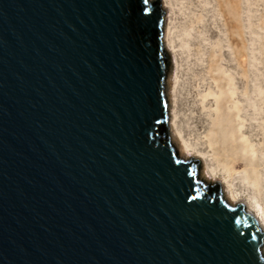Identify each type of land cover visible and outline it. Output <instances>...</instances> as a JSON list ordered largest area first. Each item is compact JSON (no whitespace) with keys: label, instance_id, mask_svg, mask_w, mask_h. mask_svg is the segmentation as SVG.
<instances>
[{"label":"water","instance_id":"1","mask_svg":"<svg viewBox=\"0 0 264 264\" xmlns=\"http://www.w3.org/2000/svg\"><path fill=\"white\" fill-rule=\"evenodd\" d=\"M164 20L0 0V264H264L255 216L175 145Z\"/></svg>","mask_w":264,"mask_h":264},{"label":"rangeland","instance_id":"2","mask_svg":"<svg viewBox=\"0 0 264 264\" xmlns=\"http://www.w3.org/2000/svg\"><path fill=\"white\" fill-rule=\"evenodd\" d=\"M167 1L171 3L165 10L164 31L167 25L176 48L166 91L177 127L192 147L205 154L208 173L218 179L212 183L219 184L231 163L224 146L214 153L225 140L222 122L239 129L246 152L256 150L264 201V0ZM170 75L174 106L168 94ZM249 173L251 166L240 163L229 188L242 197L258 195Z\"/></svg>","mask_w":264,"mask_h":264},{"label":"bare ground","instance_id":"3","mask_svg":"<svg viewBox=\"0 0 264 264\" xmlns=\"http://www.w3.org/2000/svg\"><path fill=\"white\" fill-rule=\"evenodd\" d=\"M150 1H155V0H150ZM164 10H169V5L170 3L167 0H161ZM169 20V18H166ZM170 23V22H169ZM170 26V25H169ZM163 35H164V44L167 46L169 51L172 53L174 49L176 48V45H174V40L171 38L169 29L166 25L165 31L163 27ZM172 46V50L170 47ZM173 63V62H172ZM169 84L170 87L168 88V94L170 96V104L171 106H174V97L172 98V93L173 90L171 91V75L169 78ZM167 92V91H166ZM225 102V100H223ZM237 105V103H236ZM235 105V106H236ZM226 106V105H225ZM175 109V108H174ZM228 109H223V111H226ZM238 113L241 110V108L238 107ZM175 112V111H174ZM173 111H170L169 116H170V123H171V128H172V133H173V138L175 145L181 154V156L185 159H199L201 163L203 164L202 171L200 172L201 178L203 181L206 182H216L218 179L216 175H212L211 173L209 174L208 172V167H207V162L205 160V154L199 150H196L194 147H192L191 144H189L184 137L182 136L181 130L177 127V121H176V113ZM223 131H226L225 135V140L224 142L219 145L220 147H216L214 150V153H218L219 151L222 150L223 146L224 149L227 151V156L230 157L231 163L230 165L228 164L226 166V175L223 177L224 180H220V184L229 200L232 206H235L239 203H242L245 208H247L257 219L259 222L260 226L262 227L264 231V201H263V196H262V176L259 174V170L257 168L258 160H257V153L256 150L251 148V155L246 152V146L244 145L243 141L245 140V136L239 134V129H235L232 127L231 123H226V121H223ZM242 128V126H239ZM215 143H218V139L215 140ZM231 144V145H230ZM243 144V145H242ZM246 144V143H245ZM257 160V161H256ZM240 163H244L246 167L251 166V173H249V183L255 187V189L258 192L257 194L254 195H247L246 197H242V195H238L236 192L233 191V189H230L229 187H233V180H231V177L233 173L237 172V169L240 165ZM214 172V170L212 169ZM230 177V178H229ZM215 184V183H213ZM219 184V183H218ZM219 184V185H220ZM228 189H227V185ZM229 192H232L229 193ZM263 251H264V245H263Z\"/></svg>","mask_w":264,"mask_h":264},{"label":"trees","instance_id":"4","mask_svg":"<svg viewBox=\"0 0 264 264\" xmlns=\"http://www.w3.org/2000/svg\"><path fill=\"white\" fill-rule=\"evenodd\" d=\"M167 129H168V126L167 125H165V126L162 127V131H166ZM206 183L204 185H207L208 188H211L212 187L211 184H213V183H208V184H206Z\"/></svg>","mask_w":264,"mask_h":264}]
</instances>
